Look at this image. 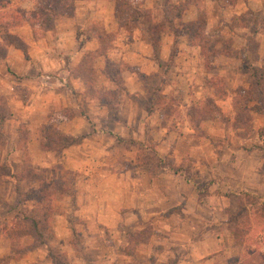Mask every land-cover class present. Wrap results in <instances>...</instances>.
<instances>
[{"label":"rangeland","instance_id":"1","mask_svg":"<svg viewBox=\"0 0 264 264\" xmlns=\"http://www.w3.org/2000/svg\"><path fill=\"white\" fill-rule=\"evenodd\" d=\"M219 1L183 0L171 20L175 0H143L131 34L94 0L44 34L10 29L24 53L0 42V264H51L48 252L54 264H252L227 220L243 193L264 219V118L248 111L264 107V21ZM198 14L207 59L176 36ZM91 23L100 42L75 49ZM126 190H142L139 209L124 208ZM41 198L39 244L23 215Z\"/></svg>","mask_w":264,"mask_h":264},{"label":"trees","instance_id":"2","mask_svg":"<svg viewBox=\"0 0 264 264\" xmlns=\"http://www.w3.org/2000/svg\"><path fill=\"white\" fill-rule=\"evenodd\" d=\"M78 1L80 0H31L32 9L29 11H24L12 6L10 0H0V42L3 44L4 48L12 47L24 53V44L22 40L20 37L12 35L10 33V29H17L22 25H26L31 30L32 34H44L53 29L55 21L58 18H71L75 11V3ZM108 1L112 3V19L114 24L122 29L125 33L131 34L132 30L136 28V25L140 24L142 19L141 6L143 0ZM163 1L166 2L167 0ZM227 3L232 4L233 0H227ZM165 4L167 7V12L170 14L169 18L171 20H180L185 10V3L167 2ZM203 25L204 16L203 14H198L194 20L180 24L179 31H177L176 36L183 37L187 40L189 45L198 47L200 53H204L205 56H203L205 59H207L208 52L210 50L204 49L206 44H204L202 37ZM100 32V29H96L94 27L86 28L84 31H76L75 48L78 50L83 46V44L94 39L95 41L97 39V41L100 42V37L103 36L102 34L99 35ZM88 58L89 57L87 56L86 59ZM88 64L89 63L85 59L82 60L79 63L77 70L80 69L81 72L86 69L87 71H91V67ZM78 73L81 75L80 72ZM254 96H256V98H258L262 103L264 102V90L259 88L254 92ZM100 98L102 97H98V100H100ZM104 104L106 105V103ZM244 106L242 107V110H244ZM236 108L238 110L241 109V107L238 106ZM248 111L264 118V107L251 105ZM1 119L2 117H0V121ZM47 133L49 134L47 137H45L47 142L41 143L42 147L51 146L48 143V140L51 136V131L48 130ZM165 168V166H161L162 170ZM6 171L8 176L12 178L13 182H15L14 175H12L8 169H6ZM2 172L3 167L0 166V177L2 176ZM242 197L243 198L241 202L243 203L238 207V212H236L235 215H230L228 217L227 221L229 225V232L231 233L235 243L243 248V257L246 259L248 258L249 262L252 264H264V247L263 251L259 252L258 250H260V247L257 244L260 240L264 243V219L260 216H257L256 213L251 215L249 214L250 211L253 212V207L260 205L258 202L254 201L256 200V197L252 195L243 193ZM44 198L47 199V196H44ZM41 201L42 198L38 201L36 205L37 207L34 208L31 216L23 215V219L28 221L29 229L34 233L39 244L43 243L41 238L42 233L39 231V229L41 228L43 230L42 232L48 229L49 212H51V205L48 203L40 204ZM258 219L261 220L257 221ZM261 226L262 229H260ZM1 236L2 235H0V237ZM250 246L254 247V249H250ZM253 255L255 257H253ZM47 256L49 262L54 264V256L50 254V252L47 253Z\"/></svg>","mask_w":264,"mask_h":264},{"label":"crops","instance_id":"3","mask_svg":"<svg viewBox=\"0 0 264 264\" xmlns=\"http://www.w3.org/2000/svg\"><path fill=\"white\" fill-rule=\"evenodd\" d=\"M82 0L78 1V2H81ZM98 3H111L110 1L108 0H94ZM75 3V11H74V14L71 18H63L65 20H70V19H73L74 17H76V12H77V3ZM164 2V1H163ZM175 2H183V0H175ZM174 2V3H175ZM205 2L209 3V4H212V5H217L218 7H222L221 6V3L219 0H205ZM112 5V3H111ZM225 5V4H224ZM193 7L194 9H196L197 7L193 4H189V7ZM227 8H230L231 10H233V14H236V16H239L240 13L241 14H249V15H252L254 18L255 17H258L259 19L262 18L263 21H264V0H233V3L232 4H228L226 3L225 5ZM221 10V8H220ZM237 10V11H235ZM111 15H112V6H111ZM196 17V16H195ZM195 17L192 19L194 20ZM191 21V20H190ZM261 21V19H260ZM260 21L258 23H260ZM189 22V21H188ZM88 26L91 27H95L96 29H100L102 30L100 27L94 25V24H88L86 27L84 28H81L79 29L80 31L81 30H84L86 28H88ZM264 28V24L261 26ZM260 28V26H259ZM73 39H74V47H75V31H74V34H73ZM258 49L260 48H264V45H262L261 43V39L258 40ZM76 49V48H75ZM81 49V48H80ZM78 49V50H80ZM142 190L138 191V192H130V194H128L129 192L126 190L125 191V203H127V201L130 202V204H125V207L124 208H131V206H133L132 209H139L142 204H143V197L141 196L142 195ZM184 193V192H183ZM182 193V194H183ZM185 194V193H184ZM182 202V201H181ZM133 204V205H132ZM157 206L159 205V201H156ZM2 256V255H1ZM1 258V257H0ZM21 261H19V264H20ZM1 263V262H0ZM18 263V262H17ZM16 263V264H17Z\"/></svg>","mask_w":264,"mask_h":264}]
</instances>
